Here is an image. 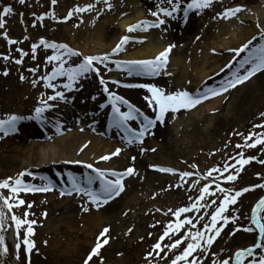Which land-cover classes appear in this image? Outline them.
Returning <instances> with one entry per match:
<instances>
[{
    "label": "rangeland",
    "instance_id": "rangeland-1",
    "mask_svg": "<svg viewBox=\"0 0 264 264\" xmlns=\"http://www.w3.org/2000/svg\"><path fill=\"white\" fill-rule=\"evenodd\" d=\"M109 2L113 7L101 11L100 15L97 16L96 12L103 8L102 0H56L55 4H53L51 0H24L23 3H20L19 0H0V11H2L5 6H9L12 9L11 13L5 14V16L2 17L5 23L0 27V119L4 115V112L10 111V106L6 104L5 99L8 94L10 95L12 89L11 86L14 84V81H20L21 75L30 76L31 74H37L42 76L51 71L52 64L46 62V57L52 55L54 50L50 48L45 49L43 45L39 44L41 38L52 43H65L74 50L79 51L82 55H102V53L94 50L97 45L93 42L90 41L84 45L83 38L86 32L88 35H91L93 34L94 27L98 24L102 25L103 17H109L108 23L103 26L107 28V32L113 30L117 34L118 31L116 30L118 29L114 24V21L111 20V18H114V14L117 13L118 15L116 16L119 19L126 14L124 12H133L138 8L144 15L140 20L151 21L154 18L150 15V11H155L158 4L163 7H168L167 0H109ZM188 2H190V0H183L181 9ZM89 3L94 5L92 10L83 13H74L73 16L69 17L66 21L62 19L67 15L70 9L82 7ZM125 3H127L128 6L125 5ZM261 4H264V0H214L213 5L210 8L203 10L199 15L196 14V10H192L188 13V16L184 18L183 12L180 11L174 14L180 17V19L172 20L167 18L165 25H162L161 28H153L151 30H156L154 36L158 42L165 44L166 46L169 44L175 45L169 56H171V54H173L172 56L178 55L186 63L195 61V58L196 61L200 62L199 60L201 58H199V56L201 55V52L204 54L207 50L210 51L217 49L215 50L216 56L223 53H228L229 56H234L235 53L230 51V49H218L216 43H214L218 40V36H220L221 28L223 29L227 25H229L231 31H236L237 25L242 26V28H250L253 31V34L248 40L253 36H256L257 39L253 41L252 46L257 45L260 43L259 32L264 29V26L262 23L263 20L260 17H256L253 11L256 7L262 8L263 6L260 7ZM237 5L243 6L242 11L234 16L239 18L238 23L230 22V18L227 20L222 18L213 19V17H215L218 12L222 11L223 8L234 7ZM49 10H51V13L54 15H45L46 13H49ZM121 13H123V15H121ZM87 15L89 16L87 19V27L86 29H82V20L87 17ZM38 16H42L43 18L37 19ZM8 24H12L13 26L8 27ZM257 25H259V28ZM63 26H67L68 28L66 29V27ZM139 32L144 33L143 31ZM3 34H6V36L13 40L14 43L8 44ZM225 37L227 36L225 35ZM172 39L174 42H171ZM132 40H134V38L131 37L129 41ZM33 43L37 44L35 58H33L31 50V45ZM17 49L24 52L25 55L22 58L20 57V53L16 51ZM193 52H195V58L191 57ZM246 55L247 52H244L236 58V61L233 62V60H231L232 64L228 66L230 68L226 71H222L220 75L219 72L216 71L210 86L212 88H217L224 80L231 79V73L233 71L242 75L248 65H245L244 68H239L238 62ZM4 56H8L9 59L4 60ZM16 59H21V63L16 64L14 62ZM110 59L135 60L144 58L126 59L119 57L117 53ZM70 60L76 61V58L73 57L70 58ZM166 67L161 70V74L167 73ZM5 69H7V75L3 74ZM29 69H36V71L32 72L29 71ZM176 69L177 66L174 67V70ZM170 70L167 71L170 72ZM191 72H193V70H191ZM262 72H264V69L253 73L248 79L234 85L232 88L226 89L227 92L231 91L227 103H230V105H236L239 103V98L243 96L244 92L245 94L248 92L252 93L258 88L259 92L264 94V88H262L264 85V75L257 78L255 77L258 73L260 74ZM101 74L107 81H109L108 87L116 95H118L117 88L115 89L114 87H117V85L112 84V80L121 81L122 78H125V80L140 81L142 83L143 81L153 80L156 77L138 76L135 73L129 75L127 72L118 69L111 62H109L108 70H105L101 66ZM58 79L62 80L65 79V77H56L55 81ZM192 80H196L195 73H193L189 79L180 82L176 87L182 88L181 90L190 91L198 89L199 86L197 87V83H194ZM53 82L54 81H50L51 84H53ZM82 82L86 83L87 89L94 88L95 90H99L98 92L101 96L100 105H103V107H99L98 109V114L103 122L101 133L106 136L110 134L114 136L116 135L121 141H124V133L113 126H110V111L106 103L107 95L102 91V86L99 84V77H97L95 73H90L84 78H79L75 82V85H79ZM169 82L170 86L161 87L164 88L166 92L175 91L173 90L174 81L169 80ZM200 92H202V90ZM259 92L253 93L257 94ZM214 97L215 96H211V98ZM250 99L251 100L249 102L246 101L248 103L245 102L244 106L241 108L233 106L235 118L225 127L222 126L223 124L219 123L217 128L215 126V130L212 131L211 135H200L202 132L205 134L206 129L212 126L209 117L213 116L215 113V110H212V112L210 111L207 114L206 111H202V108L200 109L203 105L202 102L205 100L204 99L190 109H178L175 114L167 112L166 121L164 124H161L165 131V137L162 140H154V134H146L139 143L134 142L127 144V146L130 147L127 149L128 158L126 157V159H129V161L134 163L138 158L141 159L147 151L150 156H157V154L155 155V153L158 152V149L156 148L158 146L157 144L168 142L167 148L159 150L161 156L166 157L167 153H172L174 155V162L172 161L174 168H181V170H179L178 173L176 171L174 173H163L168 176L161 175L159 173L162 172L150 167V165H153V160L148 157H146L148 159L146 161L147 163H143V166L136 168L133 166L136 176L134 178H126L123 180V183H126L127 181L129 182L126 187H124V191L115 198L117 199L116 202L118 204H122L128 198L135 196L138 197L137 205H135L133 210L125 208L126 216L124 213H120L121 209L117 210V215L112 223L114 228L111 227V225H105L102 227V229L105 227L109 229L108 233H106L108 242L102 245L99 255L94 256L90 261V264H148L149 260L152 261V264H164V260L159 256L153 255L146 259V254L149 251H152L151 246L163 232L165 225L169 221H174L176 219L171 215L169 209L175 211L176 208L184 207L193 203L195 198L199 195V188L205 183L209 184L210 191L215 193L210 199L215 201L218 205L219 193L215 191V182L212 177H215L216 182H219L222 187H231L234 191L250 185L260 184L262 180H264V164L259 163V161L264 160V152L260 151L261 145H257L255 148L236 147L237 144L243 145L245 143V137H247L249 133L264 132V128H254V125L264 124V116L261 115L264 113V106H261L262 103L259 105L256 99ZM69 100H71V102H78L81 98L79 99L78 95H73L70 99L66 98L63 101L57 100L53 102H55L56 106L65 109L69 108V105L71 104ZM223 101L224 99L222 102ZM35 106L38 107L40 105L37 103ZM34 109L35 107L32 108V113H28L27 117L34 114ZM51 109L47 111L48 113H45L46 119L44 125L36 122L37 127H35L43 133L42 136L39 137V141L48 142L53 137L52 134L45 133L44 129L46 126L49 127L50 122L47 121L48 118L55 119L52 117ZM140 111L143 112L142 110ZM198 112L199 115H196ZM144 114L154 120L153 109H151V112L145 111ZM71 116H76L74 118L81 121L86 120L85 117H87V115H83V113H80L78 110L71 112ZM85 122L89 121L87 120ZM141 122L142 117L139 121H132L129 124V127H132L134 130H139V124ZM75 126L76 124L69 122L68 127H66L60 135L70 133ZM94 127H97V123L94 124ZM32 134L33 133L27 135L28 137L34 136ZM10 135L11 133L7 135V137H10ZM14 135L20 136V130L18 129ZM192 139L193 142L191 141ZM25 140L28 143L30 140L38 139L26 138ZM188 141L189 143L192 142L196 148L191 153H189ZM149 143H157V146L154 144V146L148 148ZM131 146H134L135 149H132ZM139 146L144 149L143 152H141L140 149L139 151H136ZM0 148H2L1 141ZM238 153H243L244 157L254 156L256 159L250 160L248 164L243 166L235 181L230 183L225 182L220 179V175L217 173H212V177L205 176L211 168L215 167L223 169L226 163L235 165L236 159L240 158ZM5 155L6 152L1 149L0 158ZM2 164L3 163L0 160V180L7 178V176L4 177L6 172H4ZM192 165H195V167H192ZM122 167L123 166L117 171H120ZM236 167H239V165H236ZM80 168L92 173L90 169L83 167L82 164H68L66 166L56 165L50 168L40 167L38 170H34L33 173H31V179H25V182L41 185L42 180L40 178L47 177L48 180L55 185L59 182L57 180L58 176H61L62 173H64L63 170H68V172L73 173ZM184 171L191 172L192 175L181 179L179 173ZM232 171L233 169L230 168L229 172ZM224 175H227V173H224ZM149 182L152 184L150 188H148L149 186L147 185ZM50 192H55V188ZM45 193L49 192H36V194H41L39 200L25 196V205L21 206L19 210H13L16 215L20 216H22L24 210H27L29 212L28 219L36 221V224L33 225L34 234L30 237L35 244V247L30 254L31 264H82V261L88 252L95 245L96 239H92L91 244L87 245L80 242L72 252V255L65 259L58 257L57 252L59 251H51L50 253H47L49 251L51 236L48 233H40L43 228L42 223H44L41 216L42 214H50L52 209L55 208V202L50 196L44 195ZM0 194L7 195V190L0 189ZM261 196H264V188H254L242 193L241 196L237 198L235 204H229L227 206L224 215L232 216L235 214L237 217L236 224L248 225L251 208ZM189 197L192 199L190 200ZM68 198L75 199L76 202L85 197L83 195L77 196L74 194ZM28 203H31L32 205L30 209L27 208ZM201 203H203V201H201ZM105 204L101 205V209L105 207ZM212 210H214V208L209 205L208 212L202 211L199 214L192 212L182 214V216L188 215L189 218L196 223L197 228H201L203 227V224L197 221V215L208 216ZM261 215L264 216V212H262ZM8 223L10 225V220ZM232 228L233 224L229 221L211 245L208 254L200 261V264H214V261L216 260L228 259L237 249L248 247L255 242V231L244 232L238 230L229 236L228 233L232 231ZM10 233L11 228L9 227L8 231L5 232V243L8 252L5 256L0 258V264H12L14 259L10 242L11 240L9 239ZM12 239L14 240V237H12ZM166 242L167 237L162 243ZM59 243L65 245V243H68V240L64 237ZM113 243H115V245H112ZM117 244L118 246H116ZM73 246L74 245H72V247ZM171 254L172 253H169V255ZM162 255L163 253H161V256ZM164 259L166 260L167 257ZM17 264H26L22 248L19 252Z\"/></svg>",
    "mask_w": 264,
    "mask_h": 264
},
{
    "label": "snow or ice",
    "instance_id": "snow-or-ice-1",
    "mask_svg": "<svg viewBox=\"0 0 264 264\" xmlns=\"http://www.w3.org/2000/svg\"><path fill=\"white\" fill-rule=\"evenodd\" d=\"M23 3L24 0H19ZM53 4L56 0H51ZM183 0H167L168 7H163L161 5L156 6L155 11H150V15L154 18L153 20H140L135 23L126 26L125 31L127 33H134L137 30L147 32L149 29L161 28L165 25L167 18L172 20L180 19V17L174 15L180 11L183 12L184 18L188 16V13L192 10H196V14L199 15L203 10L210 8L214 0H190L181 9V4ZM103 8L96 12L99 16L101 11L111 9L113 5L109 0H102ZM94 5L89 3L82 7H75L70 9L62 19L68 20L69 17L73 16L74 13H83L85 11L92 10ZM243 9L242 5H237L234 7L223 8L222 11L218 12L213 19L222 18L229 19L236 16L237 13L241 12ZM12 9L9 6H5L2 11H0V27L5 23L2 17L5 14L11 13ZM45 15H54L49 10V13ZM123 15V13H121ZM42 16H38L37 19H42ZM259 28V25H257ZM5 40L8 44L14 43L13 40L9 39L6 34H3ZM131 39L128 35H123L116 45L111 49L110 52L104 53L102 55H82L79 51L74 50L72 47L65 43H52L41 38L39 44L43 45L45 49H53V54L46 57V62L52 64L51 71L46 75L41 77L43 81V86L45 88H53L50 81L54 80L56 77H65V81L62 85L64 90L73 88L75 82L79 78H84L90 73H95L99 77V84L102 86V91L107 95L108 102L111 105L110 116V126L119 129L124 133L123 140L125 146L131 143H139L142 138L147 134L151 135L150 129L153 127L154 123L157 121H163L165 113L171 112L175 114L178 109H190L196 104L200 103L202 100L215 96L219 93L224 92L228 88H232L234 85L241 83L242 81L248 79L253 73L264 69V29L259 32V41L255 46L253 41L257 39L253 36L251 39L246 41L240 47L235 49H230L235 55L232 60H235L241 53L247 52L238 62L239 68H244L245 65H250L247 67L243 74H238L233 71L231 73V79L224 80L217 88H205L202 92L195 95L190 94L187 90L177 89L176 91L166 92L164 88L154 86L150 83H140V84H123L117 80H112L111 83L123 87H137L147 90V95L145 99L148 101V107L154 110L155 120L150 119L147 115L141 112L138 108L133 107L126 99L116 95L108 87L109 81H107L101 74V66L108 70L109 62L114 64L118 69L127 72L129 75L135 73L138 76H149L154 77L161 74V70L168 64V58L170 52L175 47L174 44H169L164 47L162 51L151 59H135V60H111L112 56L122 51L124 46ZM143 39V38H140ZM31 50L33 58H35V53L37 50V44L33 43L31 45ZM20 53L22 58L25 54L20 49L16 50ZM76 58V61H71L70 58ZM4 60H8V56L3 57ZM16 64L21 63V59H16L14 61ZM231 63V61L229 62ZM225 67H228L226 64ZM29 71L35 72L36 69H29ZM4 75H7V69H5ZM167 75V73H164ZM20 79L23 81L25 77L21 75ZM33 86L36 85V81H32ZM45 94L40 93V99L38 101V107H35L34 114L28 117H21L17 115H9L6 119L0 120V133L7 136L10 133L17 132V123L23 119L34 120L40 124L45 123V113L54 108L55 103H49L50 101H63L66 98L60 91L54 90V95H48L46 99ZM120 105L127 107V111H121ZM103 107V105H100ZM264 116V113L261 114ZM142 117V122L139 124V130H134L129 127L130 121H139ZM59 130L58 123L54 125ZM254 128H264V124L254 125ZM257 145H261L260 151L264 152V132H251L247 137H245V143L243 145L237 144V148H255ZM121 151V148L117 147L112 152L99 157L100 160H108L112 156H116ZM141 152L144 151L143 148L140 149ZM239 159H236L235 165L225 164L223 169L211 168L206 174V177H212V173H217L220 175V179L225 182H232L237 179V176L244 165L248 164L250 160H255L256 157H244L243 153H238ZM65 163H75L80 164V161H65ZM259 163L264 164V160L259 161ZM239 165V167H236ZM83 167L90 169L94 175H84L82 178L73 176L71 173L67 174V187L59 189V194L72 195L75 193L77 196L83 195L87 197V201L81 208L82 212H88L89 207H100L102 204L119 196L124 191V184L122 183L126 177L135 175V170L133 167L129 166L122 171H116L113 169H100L94 167L92 164H84ZM150 167L155 168L157 171L162 173H174L175 170L167 167H156L155 165H150ZM195 167V165H192ZM233 169L229 172V169ZM227 173V175H224ZM26 172H20L16 177H8L6 179L0 180V189H6L7 195L0 194V258L5 256L8 252V248L5 243V232L11 228V234L14 237V251L15 258L19 259V252L22 248L26 264H31L30 254L35 247L34 241L30 237L34 234L33 225L36 224L35 220H29V212L24 210L22 216L16 215L14 209L19 210L21 206L25 205V200L19 196L20 193H36V192H49L55 187L47 177H41V185H35L32 183H26L22 177H24ZM192 173L188 171L180 172L179 176L181 179L191 176ZM259 175V174H257ZM215 182V191L219 193L218 205L215 201L211 200L215 193L210 191L209 184L205 183L199 188V195L195 198V201L187 206L176 208L175 211L169 209V212L176 219L174 221H169L163 232L158 236L156 242L151 246L152 251L146 254L147 257H152L153 255L159 256L164 260V264H200V261L209 252V249L213 242L220 235L221 230L224 228L229 221L232 222V231L228 233L231 236L238 230L244 232H253L257 234L255 236V243L241 249H237L230 258L221 259L214 261V264H264V216L261 215L264 212V196H261L258 201L251 208V215L248 225H238L236 224L237 217L235 214L232 216L224 215L226 208L229 204H235L237 198L241 196L242 193L250 191L254 188H264V180L260 184L250 185L248 187L240 188L239 190H233L231 187H222L219 182H216V178L212 177ZM98 183L97 187L94 184ZM195 183V182H194ZM191 200L192 198L189 197ZM203 201V203H201ZM90 202V204L88 203ZM209 205H211L214 210L211 211L208 216L197 215V221L203 224V227L197 228L196 223L189 218L188 214L195 212L197 214L202 211L208 212ZM31 203L27 204V208H31ZM46 215V214H45ZM10 220V225H9ZM22 231V239H21ZM109 229L105 227L102 229L97 238L95 245L88 252L82 264H90V261L94 256L99 255V251L103 244L108 242ZM167 237V242L165 241ZM161 253L163 255L161 256ZM169 253H172L169 255ZM167 257L165 260L164 258ZM102 259V258H101ZM148 264H152L149 260Z\"/></svg>",
    "mask_w": 264,
    "mask_h": 264
},
{
    "label": "bare ground",
    "instance_id": "bare-ground-1",
    "mask_svg": "<svg viewBox=\"0 0 264 264\" xmlns=\"http://www.w3.org/2000/svg\"><path fill=\"white\" fill-rule=\"evenodd\" d=\"M125 5L128 6L127 3H125ZM260 7L262 8H254L253 12L256 17H260L263 20L262 23L264 26V4H261ZM124 13L126 14L119 19L116 16L118 15L117 13L114 14V18H111V20L114 21V24L118 29L116 30L118 31L117 34L113 30L107 32V28L103 26L108 23L109 17H103L102 25L98 24L96 27H94L93 34L88 35L87 32L84 34V45L87 42L91 41L97 45L94 50H97L102 54L105 52L108 53L116 45V43L119 42L121 36L128 35L134 38V40L129 41L124 46L122 51L118 53L119 57H123L126 59L154 58L159 51H162L163 48L166 47V45L158 42L155 39L154 32L156 30L150 29L144 33H141L139 32V30H137V32L134 33H127L125 31L126 26L139 21L140 18H142L144 15L142 14V11L138 8L135 9L133 12L129 11ZM88 17L89 16L87 15V17L83 18L81 25L82 29H86L88 24ZM229 21L232 23H238L239 18L231 17ZM9 26L12 27L13 25L8 24V27ZM63 27H66V29L68 28L67 26ZM236 28V31H231L229 25H227L223 29L221 28L219 35L222 37L218 36V40L214 42L216 43V47L218 49L221 48L223 50L226 48H238L242 44H244L248 40V38L253 34V31L250 28H242V26L238 25L236 26ZM225 35L227 37H225ZM171 42H174V40L172 39ZM215 50L217 49L210 51L207 50L206 52H204V54L201 52V55L199 56V58H201L199 60L200 62L196 61V58L194 57L195 52H193L191 57L195 58V61H192L190 63L184 62L183 59L178 55L172 56L173 54H171V56H169L168 58V64L166 67L167 75L162 73L156 76L153 80L143 81L142 83H150L158 87H167L170 86L169 80H172L174 81L173 90L176 91L177 89H182L180 87H176V85L178 86L180 82L185 79H189L190 76L195 73L196 80L192 81L194 83H197V87L199 86V88L196 90L194 89L193 91L187 90L190 94L195 95L201 90L203 91L205 88L211 87L210 84L214 79V74L216 71L219 72L220 75L222 71H226L228 68H230L225 67L226 64L228 66L232 64L229 62L232 60L233 56H229L228 53H223L221 55L216 56ZM236 60L237 59L233 60V62ZM176 66L177 69L174 70V67ZM167 70H170V72ZM191 70H193V72H191ZM261 75H264V72L260 74L258 73L255 77L257 78ZM43 76L44 75L40 76L37 74H31L30 76H24L25 79L23 81H14V84L11 86L12 89L10 91V95L8 94L5 99L6 104L10 106V111L4 112V115L1 117L0 120L6 119L9 115L27 117L28 113H32V108L36 107L35 105L41 98V92L45 94L44 98H46L48 95H54L55 90L60 91L65 98L70 99L73 97V95H78L79 99L81 98V100L78 102H71V100H69L71 102L69 108L64 109L63 107L55 106L51 109L53 115L51 116L55 119L53 120L52 118H48L47 121L50 122L49 127L46 126L44 128L45 133L52 134L53 136L48 142L39 141V137L42 136L43 133L36 128V121H30L29 119H23L17 123V128L21 132L20 136L14 135V133H11L10 137L5 136L4 134H0V141L2 144V148H0V150L2 149V151L6 152V155L0 158L1 162L3 163V170L4 172H6V175L4 177H16L18 173L26 172L29 174H26L24 177H22V179L25 181V179H31V173H33L34 170H38V168L40 167L50 168L56 165L66 166L68 164H75L65 163V161H80V164L82 165L92 164L96 168L113 169L117 171L121 166H123L121 170L129 166H134V168L143 166V163H147L146 161L148 159L146 157L152 159V164L155 166L172 168L177 173L179 172V170H181V168H174L172 164V161L174 162V155L172 153H167L166 157L161 156V152L159 150L167 148L168 142H164L163 144L149 143L148 148L154 146V144H157L159 146L158 147L156 145L158 152L155 153V155L157 154V156H150L147 151L141 157V159L138 158L137 161L134 163L129 161V159H126V157L128 158L127 149L130 146H125V143H123L116 135L114 136L110 134L106 136L101 133L102 122H100V117L96 116L98 114V109L101 104V96L98 92L99 90H95L94 88L87 89L86 83L84 82L79 85L74 84L73 88L64 90L62 85L65 79H58L57 81H55L56 78L52 80L54 81L52 84L53 88H45L41 79V77ZM33 80L36 81L35 86H33ZM119 82L121 83V85L141 83L140 81L138 82L125 80V78H122L121 81L119 80ZM114 88H117L118 95L126 99L131 105H133V107L142 110L144 113L145 111L151 112L152 108L148 107V101L145 99V97L149 95L146 89L123 86H117ZM262 88H264V85L262 86ZM253 92H259V88ZM253 92H248L246 94L244 92L243 96L239 98V103H237L236 105H230V103H227L231 91L227 92L225 90L224 92L215 95L214 98H206L202 102L203 105L202 107H200V109L202 108V111H206L207 114L210 111L212 112V110H215V113L213 112L214 115L209 117V121L212 126L206 129L205 134L204 132H202L200 133V135H211L212 131L215 130V126L217 128L219 123L223 124L222 126L224 127L228 125L232 121V119L235 118V113H233V106H235L236 108H241L242 106H244L246 101L249 102L251 100L250 98L256 99L259 105L262 103L261 106H264V94L260 92L254 94ZM223 99L224 101L222 102ZM49 103L55 102L50 101ZM106 103L111 113V105L108 102V98L106 100ZM120 108L121 111L128 110L127 107L124 105H120ZM71 110H78L80 113H83V115H87V117H85L86 120L81 121L74 118L76 116L72 117L71 112L73 111ZM166 114L167 112L165 113L163 121L155 122L150 130V132L152 133L151 135L154 134V140H162L165 137V131L162 128L161 124H164V122L166 121ZM196 115H199V112ZM87 120L89 122H85ZM69 122L76 124L74 129L70 133L60 135L63 133L66 127H68ZM57 123L59 126L58 131L57 128L54 126ZM95 123H97V127H94ZM129 123H131V121ZM31 133H33L32 135L34 136L28 137L27 134ZM26 138H35L38 140H30L27 143L25 140ZM191 141L193 142V139ZM192 142L189 143L188 141L189 153L193 152L196 149ZM117 147L121 148L119 154L110 157L106 161L99 159V157L112 152ZM131 148L135 149L134 146H131ZM139 149H141L140 146L136 151H139ZM63 171L64 173H62V175L58 176L57 178L59 182L55 184V192L49 191V193L44 194L53 198V201L55 202V208L52 209V212H50V214H42L41 219L44 223H42L43 228L40 232L48 233L51 236V240L49 243V251L47 253H50L51 251H59L57 253L58 257L61 259L70 257L72 255V252L78 246V244H80V242L84 243L85 245L91 244L92 239H96L99 234L98 232L102 229L103 226L111 225V227H113L112 223L114 222L115 217L117 215V210L121 209L120 213H124V215L126 216V211L124 209L129 208L130 210H133L138 202V197L132 196L125 200L124 203L118 204L116 202L117 199L115 198L116 200L112 199L108 201L105 204V207L102 209L101 206L98 208L89 207L88 212H82L81 208L83 206L82 204L84 203L81 202V199L75 202V199L68 198L70 197V195L61 196L59 194V189L67 187V174L71 173L68 172V170ZM71 174L73 176L81 178L86 174L94 175L93 173H90L89 171L83 170L81 168ZM159 174L168 176L167 174L163 173ZM135 176L136 173L131 178H134ZM63 183L65 185H63ZM147 185L149 186L148 188L152 186L151 182H149ZM94 187H97L96 184H94ZM40 195L41 194L36 193L19 194V196L23 199L25 198V196H27L30 198H36L38 200L40 199ZM64 237L67 238L68 243H65V245H61L59 242ZM72 245L74 246L72 247ZM112 245H115V243H113ZM116 246H118V244ZM13 254L14 259L12 261V264H17L14 247Z\"/></svg>",
    "mask_w": 264,
    "mask_h": 264
}]
</instances>
